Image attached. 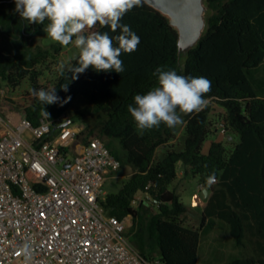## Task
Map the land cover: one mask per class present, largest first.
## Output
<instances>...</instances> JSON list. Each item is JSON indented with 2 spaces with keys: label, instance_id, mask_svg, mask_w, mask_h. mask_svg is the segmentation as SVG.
I'll return each instance as SVG.
<instances>
[{
  "label": "trees",
  "instance_id": "16d2710c",
  "mask_svg": "<svg viewBox=\"0 0 264 264\" xmlns=\"http://www.w3.org/2000/svg\"><path fill=\"white\" fill-rule=\"evenodd\" d=\"M205 2V32L183 59L177 30L142 0L120 21L140 38L134 52L121 54L123 72H97L89 66L75 74L78 55L42 82L44 71L38 66L56 61L60 49L53 46V54L34 48L31 35L47 28L49 21L29 24L15 11L14 0H0V89L3 85L15 89L27 80L23 118L38 125L45 110L50 114L44 118L52 123V134L62 124L61 117L67 116L84 126L79 137L83 144L92 137L109 141L104 140L121 166H130L133 172L116 192L105 194L101 204L107 215L119 220L132 217L127 236L146 258H153L150 252L156 247L165 264H199L201 230L209 218H217L230 225V234L241 249L239 258L225 264H264V83L256 78L264 66V0ZM89 31L108 32L118 47L119 30L111 32L97 24ZM157 68L210 80L211 90L204 97L209 103L198 113L183 114L177 109L185 123L176 128L162 123L140 130L128 107L135 106L137 94L158 86ZM66 83L64 91L61 85ZM41 88H55L59 102L43 105L31 95L32 89ZM214 105L221 110L217 123L226 126L227 134L225 141H211L204 152L209 136L219 132L211 118ZM160 147L165 148L162 158L157 155ZM180 166L183 174L192 173L209 191L198 228L187 225L188 208L169 189ZM139 194L149 205L144 200L133 205ZM150 202L156 211L148 215Z\"/></svg>",
  "mask_w": 264,
  "mask_h": 264
},
{
  "label": "built area",
  "instance_id": "2783aa9c",
  "mask_svg": "<svg viewBox=\"0 0 264 264\" xmlns=\"http://www.w3.org/2000/svg\"><path fill=\"white\" fill-rule=\"evenodd\" d=\"M60 121L69 124L52 134L44 117L38 125L22 117L0 136V264H25L26 243L28 264H165L143 256L124 234L127 218L107 215L101 204L120 160L99 137L76 153L84 127ZM217 128L227 134L223 123ZM143 200L139 194L132 203Z\"/></svg>",
  "mask_w": 264,
  "mask_h": 264
},
{
  "label": "clouds",
  "instance_id": "9594fccd",
  "mask_svg": "<svg viewBox=\"0 0 264 264\" xmlns=\"http://www.w3.org/2000/svg\"><path fill=\"white\" fill-rule=\"evenodd\" d=\"M15 11L29 24H43L45 19L48 37L61 45L67 46L75 37V46L79 52V66L73 69L75 74L83 73L91 66L97 72L124 71L122 53L134 52L139 43V36L130 26L121 24L123 16L142 0H14ZM99 25L117 32L115 37L118 47L113 46V38L108 32L89 31ZM88 32V35H85ZM158 86L147 94H137L134 105H129L128 112L140 130L158 128L162 123L169 128L183 125L185 121L179 113H198L207 107L209 101L205 94L211 90V81L205 77L178 75L175 70L156 69ZM67 83L61 85L67 91ZM31 95L43 105L59 102L55 88L45 90L32 89ZM70 99V98H69ZM65 103L67 100L64 101ZM42 115L49 119L50 114L43 110ZM25 264L31 260L32 250L29 244L20 249Z\"/></svg>",
  "mask_w": 264,
  "mask_h": 264
},
{
  "label": "rangeland",
  "instance_id": "374dc122",
  "mask_svg": "<svg viewBox=\"0 0 264 264\" xmlns=\"http://www.w3.org/2000/svg\"><path fill=\"white\" fill-rule=\"evenodd\" d=\"M31 36L34 48L40 47L41 49L48 50L53 54H56L53 46L56 45L60 49L58 54L55 55L56 61L53 60L50 63L48 62L49 68H47V65L38 66V69L44 71L41 78L42 82H44L46 79H51L52 76L50 73H54L57 68L69 66L71 61L79 55L80 50L75 46L74 43L75 37H73V41L69 45L64 46L48 37L47 28L40 30L38 34H32ZM181 57L183 59L185 56ZM256 78L260 84L264 83V66H262L261 70L256 74ZM28 88L29 84L27 80H23V82L15 89H10L5 85L2 86L4 93L0 96L1 117H3L5 120H9L11 116L7 114L8 110L14 111L18 120L23 117L22 109L28 103L27 99L23 97V93ZM213 109L214 111H212L211 118L214 120V123H217V114L220 113L221 110L215 105L213 106ZM81 138L77 142V147L75 148L76 153L79 152V148L83 145ZM225 138L226 136L220 135L219 132H216L213 136L210 135L207 141L204 143L203 151L205 152L207 150L212 140L220 139L225 141ZM104 140L106 143L109 142L107 139ZM111 142L119 149L118 141L113 140ZM226 146L228 148L232 147V145L228 143H226ZM164 153L165 148L160 147L157 152L158 158H162ZM132 172L133 171L130 166H121L120 169H118L107 179L103 187L104 193L107 194L109 192H116L121 187L123 182L131 176ZM180 172H184V167L180 166L178 168V175ZM198 182V177L193 176V174L189 172L187 174H181V176H178L169 187L170 190H174L180 196L181 200L188 208L187 225L196 228L200 226L201 222V200L203 199V194L198 190ZM142 198H144V195H142ZM150 205L151 206L148 215L153 214L156 211V206H154L151 202ZM132 223V217L128 216V226L124 234L129 241L130 239L127 236V232L129 231ZM150 256L153 258L158 257L156 247L152 248ZM240 256L241 249L236 245L235 240L230 234V225L223 220L209 218L200 233L198 263L225 264L236 258H239Z\"/></svg>",
  "mask_w": 264,
  "mask_h": 264
},
{
  "label": "water",
  "instance_id": "95a60500",
  "mask_svg": "<svg viewBox=\"0 0 264 264\" xmlns=\"http://www.w3.org/2000/svg\"><path fill=\"white\" fill-rule=\"evenodd\" d=\"M148 5L161 12L169 20L170 25L178 32L179 55L186 56L196 47L206 29L208 8L206 0H144ZM66 122L61 125H68ZM216 179L213 180L215 182ZM202 192L207 197L208 189Z\"/></svg>",
  "mask_w": 264,
  "mask_h": 264
},
{
  "label": "crops",
  "instance_id": "0c3cea01",
  "mask_svg": "<svg viewBox=\"0 0 264 264\" xmlns=\"http://www.w3.org/2000/svg\"><path fill=\"white\" fill-rule=\"evenodd\" d=\"M7 114L9 115V116H11V118H9V120H5L3 117V119H4V122L2 123V124H0V136L3 134V133H5L6 132V130L7 129H9V128H11L14 124H16L19 120L17 119V115H16V113L14 112V111H10V110H8L7 111ZM220 134V133H219ZM221 135V134H220ZM216 140H220V139H216ZM213 141V140H212ZM211 143V142H210ZM210 145V144H209ZM208 148H209V146H208ZM208 148H207V150L205 151V152H207L208 151ZM181 174H183V172H180L179 173V175L178 176H181ZM201 184H198V190H199V192H201L202 194H203V199L201 200V205H202V207H203V205H204V203H205V195H204V193L202 192V190H200V186ZM147 205V204H146Z\"/></svg>",
  "mask_w": 264,
  "mask_h": 264
}]
</instances>
